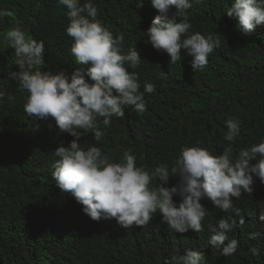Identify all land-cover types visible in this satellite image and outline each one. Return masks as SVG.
Wrapping results in <instances>:
<instances>
[{
	"label": "trees",
	"instance_id": "obj_1",
	"mask_svg": "<svg viewBox=\"0 0 264 264\" xmlns=\"http://www.w3.org/2000/svg\"><path fill=\"white\" fill-rule=\"evenodd\" d=\"M142 2L138 7L140 0H79L81 6L92 3L97 8V19L114 37L124 36L123 54L129 49L138 51L141 60L137 68L125 67L138 74L147 109L136 113L125 107L124 117H111L110 126L97 117L95 123L103 133L99 141L94 140L92 130L74 129L81 133L80 146L98 147L112 163L123 162V154L131 150L136 166L151 173L160 164L171 170L185 145L206 148L213 155H222L225 147H231L235 160L241 149L264 140V24L244 35L238 30V20L226 12L234 0L194 3L186 10L192 25L189 32L220 39L206 67L195 70L194 57L186 49H181V59L171 64L167 53L152 47L146 33L160 13L152 0ZM3 11L13 15L0 16V91L5 92L0 99V264H173V256L178 259L189 249L202 251V264H264V220L260 219L264 196L242 191L243 208L236 206L239 215L234 206L226 212L203 198L200 202L207 211L203 230L190 229L186 237L162 223L158 211L152 214L151 226L142 232L134 231V226L123 228L115 219L93 221L84 214L83 206L58 187L52 168L55 150L62 143L69 146L76 137L60 133L50 117L44 120L24 112L29 94L9 78L19 67L6 32L20 27L27 39L44 42L45 63L34 71H63L70 82L72 73L81 69L85 79L94 83L87 76L90 65H77L71 55L67 9L59 0H0ZM176 11L171 7L168 16L173 17ZM145 83L155 85V91L145 92ZM9 95L13 99L9 100ZM230 118L240 127L233 142L224 140L228 131L225 122ZM180 179L170 176L163 186H177ZM161 184L156 179L150 187ZM64 198L76 201L79 213L59 223L55 207L59 209ZM173 200L177 206L181 202L179 196ZM221 219L229 224L225 244L238 241L236 252L227 257L222 255L223 246L210 244L211 229H218ZM68 249L80 251L72 260L62 259ZM251 249H257L259 255Z\"/></svg>",
	"mask_w": 264,
	"mask_h": 264
},
{
	"label": "clouds",
	"instance_id": "obj_2",
	"mask_svg": "<svg viewBox=\"0 0 264 264\" xmlns=\"http://www.w3.org/2000/svg\"><path fill=\"white\" fill-rule=\"evenodd\" d=\"M194 3L199 4L201 0H152V6L160 14L153 19L146 34L155 50L170 56L171 64L180 60L181 49H186L194 57L193 69L199 70L206 67L208 56L220 46V39L218 35L205 37L199 32H189L192 25L186 10ZM59 4L67 9L66 34L73 40L71 55L77 65H90L87 76L94 83L85 79L81 69L72 73L70 82L63 71L56 74L34 71L45 63V44L42 40L27 39L20 27L6 32L19 67V71L11 72L9 78L18 81L19 86L28 92L23 109L29 117L44 120L50 117L60 133L76 137L69 146L62 143L55 150L52 168L58 187L83 206L84 214L93 221L115 219L123 228L134 226V231L142 232L151 226L152 214L158 211L162 223L186 237L191 233L190 229L197 233L203 230L202 221L207 213L200 202L203 198L210 199L226 212L234 206L239 215L236 206H243L242 191L259 198L264 196V140L241 149L235 160L231 158V147H225L222 155H213L206 148L185 145L171 170L168 165L160 164L151 173L136 166V157L131 150L123 154V162L112 163L98 147L82 148L78 143L81 133L74 129L92 130L94 140L99 141L103 133L95 123L97 117L103 118L104 126H110L111 117H124L125 107L136 113L147 110L143 93H140L138 74L125 67L130 64L131 68H137L141 58L136 48L123 54L124 36H113L97 19V8L92 3L81 6L79 0H59ZM142 6L140 0L138 7ZM171 7L177 10L173 17L168 16ZM226 12L238 20V30L244 35L264 24V0H234ZM12 15L10 11L0 12V16ZM181 16L183 18L178 22L177 17ZM144 91L153 93L155 85L145 83ZM4 95L5 92L0 91V99ZM8 98L13 99L11 95ZM225 125L228 131L224 140L233 142L240 134L239 122L230 118ZM253 160L257 162L250 164ZM252 174L259 179L253 178ZM177 175L181 178L177 186H163L169 182L170 176ZM156 179L162 184L151 188ZM174 196L181 198L178 206ZM76 201L64 198L59 209L55 207V211H59V223H66L67 219L72 220L74 212L79 213ZM260 219L264 220V215ZM218 229H211L210 244L215 248L223 246L222 255L225 257L233 255L238 241L233 239L225 244L228 222L219 220ZM79 251L68 249L60 257L72 260ZM251 251L259 255L257 249ZM202 260V251L191 249L178 259L172 257L173 264H202Z\"/></svg>",
	"mask_w": 264,
	"mask_h": 264
}]
</instances>
